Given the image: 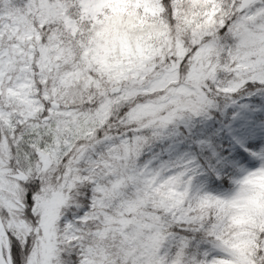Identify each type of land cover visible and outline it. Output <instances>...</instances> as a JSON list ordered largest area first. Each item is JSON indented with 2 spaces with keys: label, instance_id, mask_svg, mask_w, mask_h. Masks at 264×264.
I'll return each mask as SVG.
<instances>
[{
  "label": "snow or ice",
  "instance_id": "1",
  "mask_svg": "<svg viewBox=\"0 0 264 264\" xmlns=\"http://www.w3.org/2000/svg\"><path fill=\"white\" fill-rule=\"evenodd\" d=\"M0 264H264V0H0Z\"/></svg>",
  "mask_w": 264,
  "mask_h": 264
},
{
  "label": "clouds",
  "instance_id": "2",
  "mask_svg": "<svg viewBox=\"0 0 264 264\" xmlns=\"http://www.w3.org/2000/svg\"><path fill=\"white\" fill-rule=\"evenodd\" d=\"M245 223L246 221L244 220H240L237 224H236V229L237 231L235 233H233L234 236L239 237H243L244 234L246 233L247 229L245 228Z\"/></svg>",
  "mask_w": 264,
  "mask_h": 264
}]
</instances>
